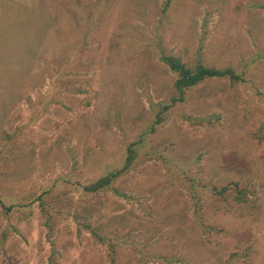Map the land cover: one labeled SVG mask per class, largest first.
Masks as SVG:
<instances>
[{"label": "rangeland", "instance_id": "obj_1", "mask_svg": "<svg viewBox=\"0 0 264 264\" xmlns=\"http://www.w3.org/2000/svg\"><path fill=\"white\" fill-rule=\"evenodd\" d=\"M0 264H264V0H0Z\"/></svg>", "mask_w": 264, "mask_h": 264}, {"label": "trees", "instance_id": "obj_2", "mask_svg": "<svg viewBox=\"0 0 264 264\" xmlns=\"http://www.w3.org/2000/svg\"><path fill=\"white\" fill-rule=\"evenodd\" d=\"M169 66L178 73V77L176 79L175 85L177 86L178 90L180 91L183 87H187L190 85H194L200 82L205 77H214V76H233L232 69H225V70H216L210 69L206 67L199 66L195 71H190L185 68L182 63L178 62L173 58H168ZM242 80V79H239ZM174 101V98H172ZM118 173L115 172L112 175L109 174L107 176L101 177L98 180L94 181L93 183L87 184L84 186V189L88 192H93L103 187H108L112 181V177L117 176ZM7 210L10 209V206H6Z\"/></svg>", "mask_w": 264, "mask_h": 264}]
</instances>
